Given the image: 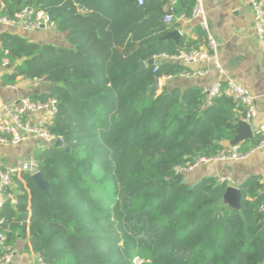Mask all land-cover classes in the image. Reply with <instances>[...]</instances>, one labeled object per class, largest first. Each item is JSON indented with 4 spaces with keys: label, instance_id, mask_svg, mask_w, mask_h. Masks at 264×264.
Listing matches in <instances>:
<instances>
[{
    "label": "trees",
    "instance_id": "16d2710c",
    "mask_svg": "<svg viewBox=\"0 0 264 264\" xmlns=\"http://www.w3.org/2000/svg\"><path fill=\"white\" fill-rule=\"evenodd\" d=\"M168 1L0 0L7 18L24 7L46 11L69 45L0 34V58L11 65L3 82H48L28 97L57 100L47 128L64 145L34 154L47 192L28 173L13 178L16 203L0 209L6 245L28 232L45 264H264L260 177L239 185L235 209L221 202L226 181L189 186L176 171L227 148L244 108L227 93L208 104L199 87L152 86L188 70L161 61L154 71L156 63L140 68L141 61L207 45L199 26L197 40L163 38L176 28L164 15H190L194 5L181 0L164 11Z\"/></svg>",
    "mask_w": 264,
    "mask_h": 264
},
{
    "label": "crops",
    "instance_id": "0c3cea01",
    "mask_svg": "<svg viewBox=\"0 0 264 264\" xmlns=\"http://www.w3.org/2000/svg\"><path fill=\"white\" fill-rule=\"evenodd\" d=\"M179 1L181 0H169L163 10L173 9ZM203 3L209 32L217 44V59L221 71L211 61L195 62L189 65L178 63L190 72L204 71L205 73L162 79L159 87L167 85L184 89L195 86L204 89L218 80L232 79L246 87L255 99L256 114L248 122L254 134L259 124L264 122V49L255 33V14L249 0H203ZM173 22L176 24L174 30L180 33L179 40L182 37L197 40L195 28L198 25L195 20L187 23L181 20ZM2 32L14 33L38 44L69 46L66 33L58 31L55 25L48 29L27 30L0 22V34ZM206 46L200 44L201 49H205ZM161 61L173 62L162 56L155 59L156 64ZM10 70L11 68L0 67V105L16 102L22 96L40 95L49 86L45 79L17 78L12 83H4L3 75ZM250 140L239 143L240 147L242 144H245V147L246 144L249 146ZM230 142L226 144L228 147L231 146ZM44 148L41 141L30 136H26L18 144H1L0 171L19 166ZM254 175L260 177L264 186V149L256 150L244 160L200 163L184 172V181L190 186L204 177H215L219 180L227 179L228 185L239 187L245 179ZM13 248L15 254L6 264H39L38 254L30 249L28 232L25 238L19 237L15 241Z\"/></svg>",
    "mask_w": 264,
    "mask_h": 264
},
{
    "label": "built area",
    "instance_id": "2783aa9c",
    "mask_svg": "<svg viewBox=\"0 0 264 264\" xmlns=\"http://www.w3.org/2000/svg\"><path fill=\"white\" fill-rule=\"evenodd\" d=\"M142 3L143 0H137ZM250 6L255 14V33L264 49V0H249ZM1 9V5H0ZM174 20H181L185 23L195 20L197 25L205 32L207 39V46L205 49L197 48L188 51L181 50L177 54L167 55L162 57L170 59L175 63H182L189 65L195 62H212L219 71L221 66L217 59V44L213 36L209 32L208 21L204 10L203 0H194V5L191 9L190 15L166 14L163 17V23H171ZM0 22L8 26H17L27 30H41L48 29L54 25L50 15L43 10H35L30 7H24L15 13L13 18L0 16ZM9 61L5 57L0 58V67L6 68ZM158 68L155 64L154 71ZM195 73L203 75L204 71L190 72L182 71L175 76L189 77ZM174 76H163L159 78L170 79ZM208 104L222 93L229 94L234 100L239 101L244 108V115L242 120L249 122L255 116V99L250 94L249 90L243 85L235 82L232 79L218 80L210 86L203 89ZM58 110L57 100L50 98L46 101H34L28 96H22L13 103H5L0 105V145L5 143L18 144L26 136L34 137L41 141L45 147L53 146L55 141L59 140L63 143L62 137L51 133L47 125L50 124ZM257 142L248 150H240V144L231 145L220 150L214 156L198 157L191 164L187 166H179L176 168L177 172L184 173L200 163L212 161H231L244 160L256 150L264 149V122L260 123L254 132ZM40 171L38 160L33 156L22 162L19 166L14 168H7L0 171V209L4 203L9 200L11 204L16 203L14 193L13 178L21 179L23 173H28L30 176ZM219 180V179H218ZM227 179L219 180L226 181ZM2 218H0V223ZM5 236L0 232V264L9 263L14 254V248L4 243ZM39 264H45L38 257Z\"/></svg>",
    "mask_w": 264,
    "mask_h": 264
},
{
    "label": "water",
    "instance_id": "95a60500",
    "mask_svg": "<svg viewBox=\"0 0 264 264\" xmlns=\"http://www.w3.org/2000/svg\"><path fill=\"white\" fill-rule=\"evenodd\" d=\"M164 39H172L175 42L179 41L180 38V33L177 30H173V31H169L167 32L164 36ZM23 59H19L18 63H22ZM155 63V59L151 58L149 60H147L146 62L141 61L140 62V68L145 67L146 65H152ZM6 68H11V65L9 64ZM160 85V80L158 77L155 78L152 86L154 87H158ZM254 136L253 134V130L250 126V124L248 122H245L243 120H240L238 122L237 128L235 129V137L233 138V140H231V145H237L239 143L248 141L250 139H252ZM43 144V143H42ZM54 147H63V143L59 140L55 141V143L53 144ZM66 150H69L68 146H65ZM31 178L36 182L37 186L47 192L48 191V182L45 181L43 179L42 176V172L38 171L35 174L31 175ZM183 182H185L183 180ZM241 191L239 187H235L233 185H227L222 198H221V202L231 208H235V209H239L240 205H241Z\"/></svg>",
    "mask_w": 264,
    "mask_h": 264
}]
</instances>
